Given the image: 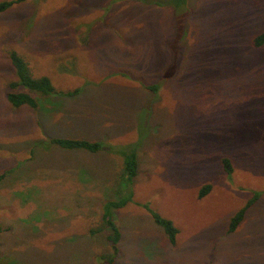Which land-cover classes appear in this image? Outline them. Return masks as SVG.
<instances>
[{"label":"rangeland","instance_id":"1","mask_svg":"<svg viewBox=\"0 0 264 264\" xmlns=\"http://www.w3.org/2000/svg\"><path fill=\"white\" fill-rule=\"evenodd\" d=\"M170 1L26 0L0 14V264H102L111 253L106 233L89 232L116 197L122 158L52 138L137 143L114 264H264V44L253 46L264 0ZM12 51L56 90L80 91L12 108ZM148 210L178 229L174 245Z\"/></svg>","mask_w":264,"mask_h":264},{"label":"trees","instance_id":"2","mask_svg":"<svg viewBox=\"0 0 264 264\" xmlns=\"http://www.w3.org/2000/svg\"><path fill=\"white\" fill-rule=\"evenodd\" d=\"M26 0H7L0 2V14L10 10L13 6L21 4ZM170 4L174 9L178 8L184 10L186 0H171ZM264 44V33L258 35L253 40V46L259 48ZM10 65L14 71V80L8 85L9 91L6 94L7 102L14 109L27 108L31 111L39 109L40 100L42 98L55 99L57 97L73 96L80 91L79 89L73 92L58 91L53 86L51 80L47 76H34L28 66V63L16 52L12 51L8 55ZM150 91L157 93V86H149ZM49 145L63 150V151H84L97 155L99 153H106L120 156L121 159V172L118 175V183L116 187V197L114 199L105 198L101 206L99 228L91 229L89 235H96L104 232L105 238L109 243L111 253L101 254L98 258L102 264H114L119 254V243L121 240L120 228L115 221L116 211L126 207L133 202V181L138 175L139 163L136 154L137 143L127 144L128 147L113 146L106 144L102 141H90L86 139H73V138H52L48 140ZM115 149V150H114ZM222 165L227 176H231L232 167L228 159H222ZM210 185H205L198 192V198L202 199L209 193ZM259 193H255L252 198L230 219L228 232L232 233L236 230L240 222L243 220L246 210L255 203L258 199ZM156 226L162 229L166 235L169 243L174 245L178 229L173 225L172 221L166 219L156 213L155 211L148 210ZM1 231V228H0Z\"/></svg>","mask_w":264,"mask_h":264},{"label":"crops","instance_id":"3","mask_svg":"<svg viewBox=\"0 0 264 264\" xmlns=\"http://www.w3.org/2000/svg\"><path fill=\"white\" fill-rule=\"evenodd\" d=\"M241 208H242V207H241ZM241 208H240V209H241ZM240 209H239V210H240ZM232 217H233V216H230V219H231ZM230 219H229V222H230Z\"/></svg>","mask_w":264,"mask_h":264}]
</instances>
